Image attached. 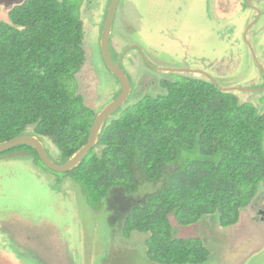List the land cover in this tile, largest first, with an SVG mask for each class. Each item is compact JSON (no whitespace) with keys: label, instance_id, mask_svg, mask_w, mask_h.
<instances>
[{"label":"trees","instance_id":"16d2710c","mask_svg":"<svg viewBox=\"0 0 264 264\" xmlns=\"http://www.w3.org/2000/svg\"><path fill=\"white\" fill-rule=\"evenodd\" d=\"M7 20H0V143L46 138L64 163L86 143L95 117L74 94L85 62L82 23L67 0H25ZM159 86L163 92L119 108L66 174L94 210L105 206L123 238L147 236L150 262L205 264L202 242L176 237L170 220L186 227L211 215L220 228L237 223L264 191V115L207 80L182 77ZM17 151L40 163L26 145L0 156ZM146 184L160 186L134 203Z\"/></svg>","mask_w":264,"mask_h":264},{"label":"rangeland","instance_id":"374dc122","mask_svg":"<svg viewBox=\"0 0 264 264\" xmlns=\"http://www.w3.org/2000/svg\"><path fill=\"white\" fill-rule=\"evenodd\" d=\"M81 1L67 0L74 16L79 14ZM107 3L109 0H95L94 11L90 7L80 11L85 62L74 76V94L95 113L119 93V85L99 52V17L106 15ZM224 4L222 11L216 12L217 0H119L110 34L114 35L113 49L118 55L126 42H135L154 67H183L184 56L188 69L206 73L222 88L257 89L264 81L260 69L255 67L247 46L240 44L249 19L243 13L252 11L247 2L243 10L240 0ZM0 20L7 21L3 15ZM246 40L264 66V14ZM111 52L114 59H120ZM122 61V70L131 78V91L137 96L129 99L130 106L139 97L163 92L161 82H175L182 77L206 80L202 75L185 72L152 73L143 67L136 52H129ZM234 95L264 115V90ZM41 141L49 158L62 164L58 149L46 138ZM159 186L144 185L137 194L142 198L133 202H141ZM253 198L240 211L234 226L220 228L215 217L208 215L186 227L170 220L173 233L182 239H199L209 252L205 264H264V222L257 215V210L264 209V193L260 190ZM108 216L104 205L94 210L87 203L80 185L69 175L49 171L29 152L0 156V261L154 264L145 257L147 236L132 233L123 238L121 224L110 222Z\"/></svg>","mask_w":264,"mask_h":264},{"label":"water","instance_id":"95a60500","mask_svg":"<svg viewBox=\"0 0 264 264\" xmlns=\"http://www.w3.org/2000/svg\"><path fill=\"white\" fill-rule=\"evenodd\" d=\"M119 0H110L106 15L104 18V22L102 25V30L99 38V52L101 60L107 69V71L114 77L119 85V93L114 99H112L108 104L102 107L96 114L89 130V134L86 140V143L80 147L70 158H68L62 164L54 163L48 156L46 149L44 147L43 142L35 135H21L18 137H14L8 141H4L0 143V154L6 151H9L17 146L26 145L33 149L40 163L49 171L57 173V174H65L70 172L72 169L76 168L85 158L91 149L96 145L100 132L105 124V122L115 113L119 108L123 107L127 100L129 99L131 93V86L127 76L124 74L123 70L118 67V63H114L110 51H109V38L112 31V22L114 19L115 11L118 5ZM25 0H0V15H3L7 19V13L13 9L15 6H19L23 4ZM8 21V20H7ZM5 21V22H7ZM247 48L249 49L250 55L256 64V66L260 69L264 76V69L262 65L256 59L254 51L252 47L247 44ZM120 61V59H119ZM159 72H177V73H190V74H199L205 77L209 82L213 83L218 90L223 93H231L232 91H248L249 89L245 88H236L230 87L227 89H223L218 86L206 73L201 71H195L191 69L179 70V69H168V68H157ZM16 260V259H14ZM8 259H3L0 261V264H22L20 261H12Z\"/></svg>","mask_w":264,"mask_h":264},{"label":"flooded vegetation","instance_id":"af4514ba","mask_svg":"<svg viewBox=\"0 0 264 264\" xmlns=\"http://www.w3.org/2000/svg\"><path fill=\"white\" fill-rule=\"evenodd\" d=\"M231 0H217V4H218V7L216 8L215 7V11L217 12V10L219 11H222V9L224 8V6H223V3H225L224 5L226 6V5H228L229 4V2H230ZM241 2H242V7H243V10H244V8L248 5V9H250L251 11H252V14H245V13H243L244 15L243 16H246L247 17V19H248V21H247V23H246V26H245V29H244V31H243V39H244V41L242 42V43H240V44H244V45H246L247 46V44H249L250 45V41L248 40H246V36H247V34H248V32L249 31H253L254 29H255V25H256V23L260 20V18H262V16H263V14H264V6H262V3L264 2V0H240ZM109 2H110V0H109ZM246 2H247V5H246ZM95 3V0L93 1V0H82L81 1V3H80V5H79V7H78V9H79V14H78V19L80 20V22L82 23V21H81V17H80V11H82V9H83V7H85L84 8V11H87V7L89 8H91V10H95V8H94V4ZM94 4V5H93ZM108 5H109V3H107ZM257 5V6H256ZM118 6V5H117ZM237 5L235 4L234 6H231V8H230V10H232V9H234L235 7H236ZM108 8V7H107ZM225 8H227V7H225ZM117 9V8H116ZM107 11V10H106ZM115 13H116V11H115ZM224 13H226V12H224ZM105 16V13H103L102 14V16H101V18L99 17V21H100V25L99 26H101V25H103L102 24V22H104L103 21V19L105 18L104 17ZM115 16L116 15H114V19H115ZM114 19H113V21H114ZM95 22H94V25H96L95 23H96V19L94 20ZM99 24V23H98ZM112 24H113V22H112ZM82 26H83V24H82ZM260 33L259 34H261L262 33V28L260 27ZM113 37H114V35L113 36H111L110 38H109V51H110V54H111V57H112V59H113V61H114V63H118V67L120 68V69H122V59H123V57H125V56H127L128 54H129V52H136V55L138 56V58H139V60H141V62H142V64H143V67L145 68V69H147V70H149L150 72H152V73H157V72H159V71H157L156 69L158 68V67H154V66H152L151 64H149L148 62H147V60L145 59V56L143 55V53H142V50H141V47L139 46V44L138 43H135V42H126V44L123 46V48H121V51L119 52V54L117 55L116 54V52L114 51V49H113V45H112V39H113ZM239 42H241L240 40H239ZM251 46V45H250ZM252 47V46H251ZM111 49H112V51L114 52V54L117 56V58L120 56V60L122 61H119V59L117 60V59H114L113 58V56H112V52H111ZM255 54V53H254ZM257 58V60H259L258 59V56H257V54L255 55ZM116 60V61H115ZM182 62L184 63H186V57H182ZM184 63V65H181V66H183V67H179L178 68V66L177 67H172L173 69H179V70H186V69H188V66L186 65ZM260 63V62H259ZM261 65H262V67H263V69H264V66H263V64L262 63H260ZM254 65H255V67L259 70V68L256 66V64L254 63ZM171 69V68H170ZM124 72V71H123ZM259 72H260V75L262 76V79L264 80V76H263V74H262V72L259 70ZM159 73H162V72H159ZM125 74V73H124ZM126 75V74H125ZM127 76V75H126ZM127 78H128V80H129V82L131 83L130 84V86L132 85V80H131V78L130 77H128L127 76ZM170 80H171V78H169ZM206 79V78H205ZM207 80V79H206ZM208 81V80H207ZM170 82H172V81H170ZM118 84V83H117ZM132 88V87H131ZM227 88H230V87H225V88H223V89H227ZM236 88H241V87H236ZM246 89H248V88H246ZM264 90V81H263V83L259 86V87H257V89H249L248 91H232L231 93H232V95H234L236 92H256V93H259V92H261V91H263ZM235 96V95H234ZM127 102H128V105H129V99L127 100ZM126 102V103H127ZM126 103H125V105H126ZM108 104V103H107ZM124 105V106H125ZM105 106V105H104ZM103 106V107H104ZM123 106V107H124ZM96 114V113H95ZM114 114V113H113ZM113 114H112V116H113ZM111 116V117H112ZM110 117V118H111ZM263 145H264V142H263ZM261 190V189H260ZM260 190H258L257 191V193H256V195L254 196V198L253 199H255L256 197H257V195H258V192L260 191ZM263 193H264V191L263 190H261ZM257 215H259V219H261V221H263L264 222V209L263 210H257Z\"/></svg>","mask_w":264,"mask_h":264},{"label":"clouds","instance_id":"9594fccd","mask_svg":"<svg viewBox=\"0 0 264 264\" xmlns=\"http://www.w3.org/2000/svg\"><path fill=\"white\" fill-rule=\"evenodd\" d=\"M54 173V172H53Z\"/></svg>","mask_w":264,"mask_h":264}]
</instances>
